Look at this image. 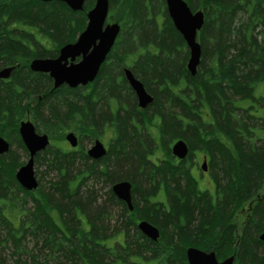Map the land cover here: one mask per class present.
<instances>
[{"label": "trees", "instance_id": "16d2710c", "mask_svg": "<svg viewBox=\"0 0 264 264\" xmlns=\"http://www.w3.org/2000/svg\"><path fill=\"white\" fill-rule=\"evenodd\" d=\"M184 1L203 13L194 76L163 0H108V22L124 14L95 80L53 89L29 63L75 42L95 0L80 12L0 0V70L12 68L0 80V137L9 143L0 155V264H188L189 248L264 264V0ZM123 68L152 96L145 109ZM26 119L51 140L35 156L49 178L33 191L15 180L28 158L18 134ZM105 127L114 138L92 160L82 139ZM72 130L77 150L64 141ZM178 140L188 147L183 160L170 151ZM203 162L213 193L195 174ZM120 181L131 184L132 211L111 191ZM140 221L158 229L157 241L140 233Z\"/></svg>", "mask_w": 264, "mask_h": 264}, {"label": "water", "instance_id": "95a60500", "mask_svg": "<svg viewBox=\"0 0 264 264\" xmlns=\"http://www.w3.org/2000/svg\"><path fill=\"white\" fill-rule=\"evenodd\" d=\"M38 1L45 3L62 2L75 12L82 11L85 2V0ZM164 1L168 16L175 29L182 36L188 50L186 68L194 76L201 57V49L196 36L203 25V13L202 11L192 12L184 0ZM108 10V0H95L93 8L86 14V27L76 41L61 47L57 58L32 60L29 64L30 71L47 74L52 80L54 89L61 86L75 89L92 83L101 65L111 52L120 32V26L117 23L104 26ZM78 58L79 60L76 61ZM11 71L12 68L0 70V80H7ZM124 77L136 97L138 108L145 109L152 103V96L146 92L143 84L133 76L129 69L124 70ZM18 133L28 152V160L16 171L15 180L22 189L33 191L38 187L34 172L35 156L49 146V138L45 134H37L34 125L29 120L19 124ZM65 141L72 148L78 145V139L72 132L65 135ZM8 150V142L0 137V155L7 153ZM170 151L173 157L183 160L187 156L188 147L183 140H178L172 144ZM86 154L92 160H99L106 155V149L100 141L96 140ZM202 169L206 171L205 163H203ZM111 191L118 200L124 202L132 211L130 182H116L112 185ZM137 229L151 241L158 240L159 231L152 224L140 221L137 224ZM259 240L264 245V233L259 236ZM185 256L188 264H233L234 260L233 257H229L218 261L214 252H205L196 248L187 249Z\"/></svg>", "mask_w": 264, "mask_h": 264}, {"label": "rangeland", "instance_id": "374dc122", "mask_svg": "<svg viewBox=\"0 0 264 264\" xmlns=\"http://www.w3.org/2000/svg\"><path fill=\"white\" fill-rule=\"evenodd\" d=\"M110 10V9H109ZM109 13H110V11L108 12V15H109ZM123 14H124V11H122V10H120V11H117V12H115L114 13V21H112V23H114L115 21H117V20H120L122 17H123ZM109 23H111V22H109ZM127 65H128V63H127ZM32 122V121H31ZM32 123H34V122H32ZM35 125V124H34ZM73 131V130H72ZM74 132V131H73ZM75 133V132H74ZM77 134V133H76ZM85 137V136H84ZM113 138H114V133H113V131L112 130H110V129H107L106 127H105V130L104 131H101L100 133H97V137L96 138H93L92 139V141H90L91 139H89L87 136L85 137V138H83L82 140H83V142H84V147H85V149L87 150V149H89V147L91 146V144H92V142L95 140V139H98L102 144H104V146L106 147V148H108V145L110 144V142H111V140H113ZM68 147V150H77V148L76 149H72V148H70L69 146H67ZM158 155H159V153H157ZM26 158H24L23 156H21V158H20V163H25L26 162ZM22 164V165H23ZM34 170H35V174H36V177H37V179H40L41 181V184L42 183H44V181L45 180H48V176L47 175H45L44 174V172L46 171L45 170V167L43 166V165H39V166H34ZM17 171V170H16ZM200 171H196V175L197 176H200L201 177V179H200V181L202 182V183H200V187L203 189V190H208L209 192H211V193H213V190H214V185H213V183H212V181H211V179L209 178V175H200L201 173H199ZM47 176V177H46ZM42 177L44 178V179H42ZM103 192V191H102ZM160 198V197H159ZM161 199V198H160ZM5 259H6V257H5ZM133 263L134 264H155V263H153V262H145V261H142V260H138V259H135L134 261H133Z\"/></svg>", "mask_w": 264, "mask_h": 264}, {"label": "flooded vegetation", "instance_id": "af4514ba", "mask_svg": "<svg viewBox=\"0 0 264 264\" xmlns=\"http://www.w3.org/2000/svg\"><path fill=\"white\" fill-rule=\"evenodd\" d=\"M164 1V0H163ZM164 3H165V1H164ZM165 8H166V3H165ZM56 58V57H55ZM54 59V58H53ZM123 72H124V68H123ZM124 74V73H123ZM90 84H92V83H90ZM90 84H88V85H86V86H84V87H87V86H89ZM52 86H53V83H52ZM67 87V86H66ZM54 89V88H53ZM136 105H137V100H136ZM138 107V106H137ZM21 123V122H20ZM18 128H19V126H18ZM35 131H36V129H35ZM68 132H70V131H67V132H65V134H67ZM37 133V132H36ZM19 134V133H18ZM38 134V133H37ZM64 134V135H65ZM76 134V133H75ZM77 135V134H76ZM20 137V136H19ZM77 138H78V136H77ZM95 140H98V139H95ZM95 140L92 142V144L95 142ZM78 142H79V139H78ZM9 144V143H8ZM91 144V145H92ZM107 149V148H106ZM27 152V151H26ZM263 244V243H262ZM264 246V245H263ZM263 250H264V248H263Z\"/></svg>", "mask_w": 264, "mask_h": 264}, {"label": "bare ground", "instance_id": "6f19581e", "mask_svg": "<svg viewBox=\"0 0 264 264\" xmlns=\"http://www.w3.org/2000/svg\"><path fill=\"white\" fill-rule=\"evenodd\" d=\"M260 236V235H259Z\"/></svg>", "mask_w": 264, "mask_h": 264}]
</instances>
